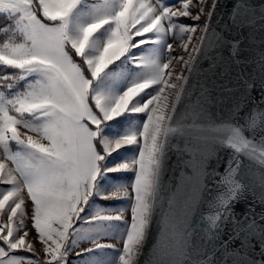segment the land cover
Wrapping results in <instances>:
<instances>
[{
  "label": "snow or ice",
  "instance_id": "snow-or-ice-1",
  "mask_svg": "<svg viewBox=\"0 0 264 264\" xmlns=\"http://www.w3.org/2000/svg\"><path fill=\"white\" fill-rule=\"evenodd\" d=\"M81 2L0 0V16L10 21V27L0 29L10 33L0 45V64L20 70L17 74H0V88L11 89L28 76L41 74L30 88L7 104L2 99L4 92L0 91V185L11 186L0 196V239L12 251L32 253L25 258L27 264H68L70 246L76 245L81 232L93 230L76 225L105 171L102 165L106 154L126 144L142 142L143 150L135 162L139 174L134 187L111 193L114 197L135 200L129 219L130 232L123 242L125 255L121 257L122 264H134V249L147 224L146 197L157 138L171 105L169 96L161 99V94L166 88L178 87L169 83L172 73H165L176 59L173 44L169 41L166 44V59L156 61L150 54L134 58V65L147 69L149 74L131 82L114 101L106 103L101 96L93 95L92 90L110 65L132 49L159 45L170 31L175 41L174 17L195 16L199 20L206 11L205 0L196 4L195 14L189 7L191 0H183L182 8L175 10L149 0H102L91 21L78 25L76 34L70 35L73 13ZM105 26H109L106 42L97 54L89 55L95 34ZM182 30L187 33L181 40L187 50L198 27L185 25ZM195 50L192 46L191 52ZM179 59L186 68L189 56ZM183 76L181 73L178 77L179 87ZM151 85L157 86L154 92L145 91ZM141 93L145 95L140 103H134ZM126 112L147 115L143 132L110 144L102 138L101 128L105 121ZM131 166L124 163L110 171ZM114 219L124 217L99 214L89 218V222ZM30 233L35 234L31 239ZM37 243L41 244L42 255L36 254ZM114 246L98 241L72 254L80 256L94 248ZM0 254L8 252L0 249Z\"/></svg>",
  "mask_w": 264,
  "mask_h": 264
},
{
  "label": "water",
  "instance_id": "water-1",
  "mask_svg": "<svg viewBox=\"0 0 264 264\" xmlns=\"http://www.w3.org/2000/svg\"><path fill=\"white\" fill-rule=\"evenodd\" d=\"M135 264H264V0H214L172 103Z\"/></svg>",
  "mask_w": 264,
  "mask_h": 264
},
{
  "label": "rangeland",
  "instance_id": "rangeland-1",
  "mask_svg": "<svg viewBox=\"0 0 264 264\" xmlns=\"http://www.w3.org/2000/svg\"><path fill=\"white\" fill-rule=\"evenodd\" d=\"M102 0H82L81 4L73 13L72 22L69 26V34L75 35L77 26L83 25L91 21L93 18V13L98 4ZM153 4H165L170 6L173 10L177 8H182L183 0H149ZM211 0H205L206 11L201 13V19L197 20L195 16L188 17H174L175 21L172 22V26L177 29L176 39L173 41L171 39V31L168 35L162 38V41L159 45H144L140 49H132L129 54L122 58L120 61L115 62L114 65H110V68L106 70L102 76L95 82L93 88V95L101 96L106 103H110L115 100L123 91L126 90L127 86H130L131 82L135 79L143 78L149 73L147 69L137 68L133 59L140 55L150 54L152 58L156 61H160L167 58V53L165 51L166 44L169 41L173 44V55L176 59L169 65L168 69H165V73L171 72L172 75L168 78L169 83H176L178 85L177 89L166 88L165 92L161 94V99L164 96H169V102L172 103L175 99V93L179 89V84L181 81L178 80V77L181 73L185 74V71L189 65V62L193 56L191 52V47L195 49L198 46L201 34L203 32L205 22L208 18V7ZM199 3V0H191L190 10L192 13L198 12L196 4ZM197 26L198 32L194 34L193 40L189 44V48L185 50L182 47L183 40L187 33L182 29L184 26ZM10 27L8 25L3 26L1 29ZM109 26L101 29L98 33L95 34L92 44L88 49L89 55H95L98 52V49L106 42L107 36L109 34ZM3 34L2 39L0 38V45L3 44L4 40L8 38L10 33L0 32ZM148 35V34H146ZM197 37V39H196ZM136 39H139L138 37ZM189 56L187 61V67H184V64L180 61V57L184 58ZM20 70L14 68H8L5 65L0 64V74L10 73L17 74ZM41 74L35 73L28 76L24 80H20L14 85L13 88H0V91L4 92L3 102L7 104L8 100L14 98L16 95L22 93L31 87L32 82L36 79H40ZM156 85H151L150 89H146L149 93L154 92ZM171 93V95H169ZM141 97H138L134 102L136 104L140 103L142 97L145 94L141 93ZM158 103V102H157ZM150 105L149 107H153ZM170 111V109H169ZM167 112V117L168 113ZM167 120V119H166ZM147 122V115L145 113H135V112H126L119 117H116L112 120L105 121L101 128V136L103 139L107 140L110 144L115 143V141L122 139L123 137L130 135L140 136L143 132V126ZM166 121L163 124L161 133L157 138V150L154 153V163L152 165V176H151V186L149 193L146 197V202L148 204V211L146 214V220L148 223L152 191H153V181L154 173L156 167V161L158 157V152L160 148V143L164 131ZM23 131V129H21ZM143 139L142 137L140 138ZM143 150L142 142L126 144L115 151H112L110 154H106L103 161V168L105 171L101 174L96 182V191L89 198L87 205L84 208V211L81 213L80 220L77 222V227L82 229H93L92 231H84L79 234V238L76 242V245L70 246V252L67 257L68 264H122L121 257L125 255L123 249V242L126 240L128 233L130 232V213L132 207L135 206L134 198L123 197V196H111V193L122 191L125 189L133 188L135 180L139 174L138 164L135 162L139 159V154ZM129 163L132 166L127 169H119L116 171H110V169H117L119 165ZM11 186L10 185H0V196H2ZM108 197V198H105ZM103 199L105 202H99L96 199ZM99 214L106 215H123L124 219L120 220H109L103 222L92 221L89 222V218L97 216ZM147 224L144 228L142 239L136 244L134 249V264L136 263L137 256L144 238ZM35 235L30 233L29 239ZM4 246L0 245V249L6 250L7 255L0 254V264H27L25 261L26 257L32 256V253H28L22 250L12 251L9 248V245L3 240L0 239ZM114 244V247H105V248H94L91 252H83L80 256L72 254L75 250L85 249L91 247L96 242ZM36 254L42 255L41 253V244H36Z\"/></svg>",
  "mask_w": 264,
  "mask_h": 264
},
{
  "label": "trees",
  "instance_id": "trees-1",
  "mask_svg": "<svg viewBox=\"0 0 264 264\" xmlns=\"http://www.w3.org/2000/svg\"><path fill=\"white\" fill-rule=\"evenodd\" d=\"M10 23V21L8 19H6L5 17L3 16H0V29L5 26V25H8ZM2 36H4L3 34H0V38L2 39ZM97 201L99 202H105L103 201V199H99L97 198L96 199ZM0 245L4 246L3 242L0 240Z\"/></svg>",
  "mask_w": 264,
  "mask_h": 264
},
{
  "label": "built area",
  "instance_id": "built-area-1",
  "mask_svg": "<svg viewBox=\"0 0 264 264\" xmlns=\"http://www.w3.org/2000/svg\"><path fill=\"white\" fill-rule=\"evenodd\" d=\"M213 1L214 0H211V2H210V4H209V7H208V13L210 12V10H211V7H212V4H213ZM188 68V67H187ZM187 70V69H186ZM185 73H186V71H185ZM185 75V74H184ZM184 77V76H183Z\"/></svg>",
  "mask_w": 264,
  "mask_h": 264
}]
</instances>
